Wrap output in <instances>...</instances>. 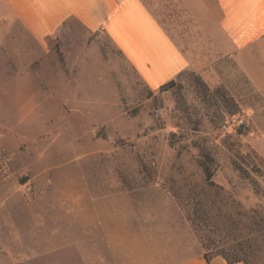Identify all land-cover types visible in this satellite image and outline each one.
<instances>
[{
  "label": "rangeland",
  "instance_id": "rangeland-1",
  "mask_svg": "<svg viewBox=\"0 0 264 264\" xmlns=\"http://www.w3.org/2000/svg\"><path fill=\"white\" fill-rule=\"evenodd\" d=\"M143 1L167 17L166 0ZM64 28L39 45L0 0V264H120L109 203L123 211L145 199L178 214L203 253L264 264V194L234 169L264 170L246 138L241 74L223 59L205 79L196 74L204 86L186 71L168 91H151L103 33ZM216 89L239 111L218 104ZM235 118L243 133L224 130ZM193 195L214 217L198 228L185 219Z\"/></svg>",
  "mask_w": 264,
  "mask_h": 264
},
{
  "label": "crops",
  "instance_id": "crops-1",
  "mask_svg": "<svg viewBox=\"0 0 264 264\" xmlns=\"http://www.w3.org/2000/svg\"><path fill=\"white\" fill-rule=\"evenodd\" d=\"M199 1L170 0L168 6L166 0L163 20L143 0H4L39 45L63 35L70 22L85 33H103L151 91L186 71L205 79L218 61L228 60L250 91L242 105L246 138L264 162V0ZM132 206L121 211L109 203L108 241L120 264H229L221 256L206 261L178 214L165 215L146 199Z\"/></svg>",
  "mask_w": 264,
  "mask_h": 264
},
{
  "label": "trees",
  "instance_id": "trees-1",
  "mask_svg": "<svg viewBox=\"0 0 264 264\" xmlns=\"http://www.w3.org/2000/svg\"><path fill=\"white\" fill-rule=\"evenodd\" d=\"M192 76L195 80V82L198 85H202L204 86L201 78L199 76H197L195 73H192ZM176 83V80H171L169 82H167L166 84L162 85L158 91L159 92H165L168 91L169 89L173 88L174 85ZM213 97L216 100V102L220 105H222L225 108H230V109H234L232 112H234L235 110H237V112L239 111L237 109L236 104H234V102L232 100H230L227 95L222 91V90H215L213 92ZM231 102L233 104H231ZM239 133H243L242 131H244V129H238L237 130ZM208 161L210 162L211 159H209L207 157ZM209 162H205V161H201L199 163V166L202 169L203 172V182L206 184V186L208 187H214L212 178H213V171L210 168ZM236 170V172L238 173L239 178L244 179L246 181H248V183L251 185L253 193L255 195H262L264 194V190L262 191L261 186L259 184V182L254 178V177H258L261 178L262 182L264 183V170H258L256 172H251L253 174H250V172H248L247 170L241 168L240 166H235L234 168ZM192 197V196H191ZM198 195H193L192 199H197ZM212 207L207 206L206 204H203L201 201H196L193 204V207L190 209V214H187L186 216V221L189 222L191 224V226L198 228V225L202 224V223H210V221L214 218L212 214H210V210ZM218 215L220 216V218H222V221L225 222L226 224L228 223H232V219L230 215L227 214H223L221 212V210L218 211ZM257 225V224H255ZM258 226V225H257ZM215 243L213 241H211V243H209L207 241V243L203 246L206 247L208 246H212ZM214 249V248H212ZM203 256L205 258L206 261H209L211 259L212 256H221L222 258H224L229 264L231 263H235V262H244L245 264H247V262L245 260H243L242 258L239 257H233L231 256L228 252L226 251H216L212 256H209L206 253H203Z\"/></svg>",
  "mask_w": 264,
  "mask_h": 264
},
{
  "label": "built area",
  "instance_id": "built-area-1",
  "mask_svg": "<svg viewBox=\"0 0 264 264\" xmlns=\"http://www.w3.org/2000/svg\"><path fill=\"white\" fill-rule=\"evenodd\" d=\"M224 130L229 129H244L245 128V122L243 119L235 118L232 119L230 122H228L226 125L223 126Z\"/></svg>",
  "mask_w": 264,
  "mask_h": 264
}]
</instances>
